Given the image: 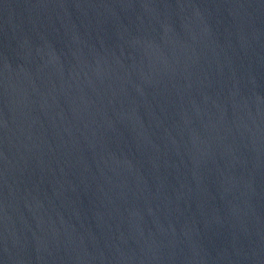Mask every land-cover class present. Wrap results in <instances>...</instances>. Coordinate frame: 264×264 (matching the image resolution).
<instances>
[{
	"label": "water",
	"instance_id": "95a60500",
	"mask_svg": "<svg viewBox=\"0 0 264 264\" xmlns=\"http://www.w3.org/2000/svg\"><path fill=\"white\" fill-rule=\"evenodd\" d=\"M0 264H264V0H0Z\"/></svg>",
	"mask_w": 264,
	"mask_h": 264
}]
</instances>
